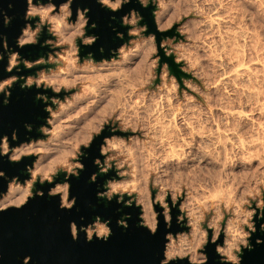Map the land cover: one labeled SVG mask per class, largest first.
Listing matches in <instances>:
<instances>
[{
	"label": "rangeland",
	"instance_id": "rangeland-1",
	"mask_svg": "<svg viewBox=\"0 0 264 264\" xmlns=\"http://www.w3.org/2000/svg\"><path fill=\"white\" fill-rule=\"evenodd\" d=\"M124 1L103 3L116 9ZM154 3L158 5L155 12L158 28L176 27L178 33L163 39L162 45L168 53L175 54L176 61L192 74L191 78L179 80L167 63L158 75L160 57L155 35L144 33L146 26L139 25L140 16L136 12L125 17V22L132 26V38L118 50L116 57L81 60L76 39L84 36L85 14L80 12L73 23L69 21V2L56 9L51 3L34 5L30 1L29 14L39 15L41 23H49L55 38L48 40L54 51L47 59L43 57L36 62L53 66L38 71L36 77L29 76L26 83L44 84L66 93L64 98H53L55 107H49L48 125L42 128L44 138L13 150L5 139L7 145L6 148L2 145V151L12 158L30 153L37 156L32 177L25 183L10 184L30 187L24 203L32 195L38 177L41 181L52 180L60 169L77 172L76 168L82 167L77 159L80 147L88 145L109 124L113 131L120 130L122 134H113L103 145L104 170L114 166L119 175V179L109 181L106 195L129 194L131 199L127 203L135 200L142 207L144 224L145 203L149 201L156 224L146 225L152 230L158 221L154 203L168 209L169 221L168 195L174 202L182 199L180 218L187 219L189 230L176 236L169 234L166 250L172 239L178 243V237L186 236L166 260L178 257L196 262L206 260L202 249L208 242L207 225L213 233L219 231L214 239L223 233L225 240L227 227L241 235L230 256L219 252L224 259L239 261L238 253L249 246V237L257 231V219L264 209V0H154ZM39 27L27 26L33 31L30 41H36ZM92 39L86 37L84 42ZM11 58L10 65H14L16 54ZM243 68L250 69L249 78L234 77ZM13 79L16 78L0 83V91ZM21 148L26 151L14 156ZM64 184L65 197L61 191H53L56 186L51 192L60 193L62 203L70 205L68 184ZM97 224L106 227L102 236L110 232L106 223L97 221L87 228L88 236L96 234ZM193 229L201 232L196 246L199 259L185 254L186 247L194 241Z\"/></svg>",
	"mask_w": 264,
	"mask_h": 264
},
{
	"label": "water",
	"instance_id": "water-1",
	"mask_svg": "<svg viewBox=\"0 0 264 264\" xmlns=\"http://www.w3.org/2000/svg\"><path fill=\"white\" fill-rule=\"evenodd\" d=\"M1 1V0H0ZM10 8L19 12L17 29L7 37L6 47L0 48V82L6 78H16L6 91L0 92V144L5 136L9 138V147L13 148L31 139L44 138L42 127L48 125L49 107H55L53 98H64L65 91H56L44 84H27L29 76H37L38 71L53 66L51 63H36L47 59L54 51L49 39L55 35L50 31L49 23H41L39 15L25 16L30 10V1L34 5L53 4L56 9L66 2L70 4L69 21L76 22L79 12L87 18L84 36L76 39L81 60L92 58L95 61L111 59L118 50L132 38L131 24L125 22L126 16L136 12L140 16L139 25L146 26V35L153 33L158 48V75L164 63L179 80L191 78L192 74L182 69V63L176 61L174 53H168L162 45L163 39L178 35L176 27L160 30L156 21L158 5L154 0L147 4L141 0H125L114 9L101 0H5ZM40 22L42 30L35 41L21 42L27 23L35 29ZM86 37L92 41L84 42ZM16 54V63L10 65V58ZM28 62L34 63L28 65ZM8 99V103L4 100ZM30 125L32 129L28 130ZM16 133L17 139L12 140ZM109 124L94 135L88 145L80 147L77 173L60 169L52 180L33 183L32 194L20 205L0 208V264H264V209L257 219V231L249 237V246L242 247L238 253L240 260L224 259L218 246L224 243V234L213 240V229L207 227L208 242L202 251L206 260L191 261L188 257L166 260V247L169 234L188 231L187 219L177 201L168 195L170 220L166 219L164 206L155 202L157 226L152 230L143 223L142 207L131 200L127 193L106 195L108 183L119 179L114 166L104 170L105 154L102 152L106 138L113 134ZM25 134H29L26 137ZM37 159L36 154H24L18 159L4 153L0 148V197L8 192L12 181L25 183L32 177L31 169ZM58 183L68 184V198L74 200L71 207L62 204L60 193L51 190ZM156 191L152 192L155 199ZM122 197L121 200L119 198ZM100 220L109 227L110 232L99 237L88 236L87 228ZM125 221V223H120ZM76 228L74 233L73 228Z\"/></svg>",
	"mask_w": 264,
	"mask_h": 264
},
{
	"label": "bare ground",
	"instance_id": "bare-ground-1",
	"mask_svg": "<svg viewBox=\"0 0 264 264\" xmlns=\"http://www.w3.org/2000/svg\"><path fill=\"white\" fill-rule=\"evenodd\" d=\"M102 2H108L109 0H101ZM36 12V10H35ZM81 12V11H80ZM79 12V13H80ZM84 14V13H83ZM47 14L44 15V19L46 18ZM85 16V15H84ZM86 18V16H85ZM52 19V18H51ZM44 21V20H43ZM214 21V20H213ZM86 22H87V18H86ZM59 22L57 21V26L56 28L59 30L60 27H59ZM86 25V23H85ZM55 27V26H54ZM76 30V29H75ZM58 34H61L62 35V31H58ZM21 41H30L33 39V31H31L30 29H25L24 30V33H23V36H21ZM60 41V40H58ZM239 53V52H238ZM132 54V53H130ZM129 54V55H130ZM211 55V54H210ZM127 56V55H126ZM125 56V57H126ZM13 59L14 57H12L11 59V63H13ZM218 60V59H217ZM75 61V60H74ZM239 62V60L237 61ZM262 65V64H261ZM230 66V65H229ZM242 66V65H241ZM248 66V65H247ZM246 66V67H247ZM264 66V65H262ZM235 67V66H234ZM239 67V65H238ZM237 69V67H236ZM235 69V70H236ZM250 69L249 68H243V69H240L238 71H236V75L234 77H238L240 76L241 79L244 80V78L248 77V75L250 76V72L249 71ZM227 71V70H226ZM221 73V72H220ZM229 75V74H228ZM230 77V76H229ZM239 78V79H240ZM249 78V77H248ZM227 80V79H226ZM232 81V80H231ZM233 82V81H232ZM255 88V87H254ZM258 103V102H257ZM230 111V110H229ZM239 111V110H238ZM238 111L236 112L238 115H240V113H238ZM234 113L235 111H232L230 112L231 113ZM240 112V111H239ZM232 113V114H233ZM175 114V113H174ZM229 114V113H228ZM231 114V115H232ZM234 115V114H233ZM229 117V116H228ZM242 123V122H241ZM220 138V137H219ZM107 139V138H106ZM242 140V139H241ZM256 141V140H255ZM242 144V143H241ZM245 144V143H243ZM6 145H7V142L4 140L3 142V146L6 148ZM248 145V144H247ZM242 147V146H241ZM247 147V146H246ZM31 149V148H29ZM28 149V150H29ZM26 151V149L24 148H21L19 150H16L14 152V156H18L20 155L21 152H24ZM103 151V150H102ZM258 153V152H257ZM226 154V153H225ZM22 155V154H21ZM249 156V155H248ZM210 163V162H209ZM223 169V168H222ZM262 180V179H261ZM30 191V187L27 186V187H23L21 185H18V186H15L13 184H10L9 186V191L8 193H6L2 198H0V208L1 207H6L7 205L9 204H21L23 201H24V198L28 195ZM54 192H62L63 193V196L65 197L66 196V192H67V185L66 184H57L56 187L53 189ZM210 193V192H209ZM211 197V196H210ZM206 198V197H205ZM149 204V201H146L145 203V211H144V218H145V223L148 225V226H152L154 227L155 224H156V218L154 216V212L151 210L150 206H148ZM164 214L166 216V219L169 218V213H168V209L165 208L164 209ZM191 222V220H190ZM99 226V228L96 230V234L100 237L102 236L105 231H106V227L103 225V224H97ZM97 227V226H96ZM75 229V228H74ZM218 230H215L214 231V238L217 236L218 234ZM228 232L230 233V236L228 237ZM89 234H91V232H89ZM225 234H226V238L224 240V245H221V246H218V251L226 256H230L231 253H232V248H233V245L236 243V241L241 237V235H237L234 233V230H232L231 228H228L225 230ZM186 236V235H185ZM184 235H182V237H178L179 238V242L177 243L175 240H171L170 242V247L167 248L166 250V257L167 259L171 258L172 255H173V252L177 249V246L180 242H182L184 240ZM193 238H194V241H195V245L193 246V242L192 241V245H190L189 247H186L185 249V254L188 253L191 255V258L192 259H199L201 257L200 254L197 253V250H196V246H197V242L201 239V232L198 230V229H193ZM213 238V239H214ZM175 239V238H174Z\"/></svg>",
	"mask_w": 264,
	"mask_h": 264
},
{
	"label": "flooded vegetation",
	"instance_id": "flooded-vegetation-1",
	"mask_svg": "<svg viewBox=\"0 0 264 264\" xmlns=\"http://www.w3.org/2000/svg\"><path fill=\"white\" fill-rule=\"evenodd\" d=\"M19 1L20 0H18L17 2V4L19 5ZM46 4H49V3H46ZM29 12H30V10L27 12V14H26V18L28 19L29 18V16H30V14H29ZM19 15V12L18 11H15L13 8H10L8 5H7V2L5 1V0H1L0 1V48H4V47H6V42H7V37L8 36H11L14 32H15V30L17 29V25H18V23H17V21H15V20H18V16ZM28 25H30L29 23H27V25L24 27V30L27 28V26ZM37 25L38 26H36V28H38L39 26V32L37 33V35L36 36H38V34H40V32H41V30H42V26H41V23L40 22H38L37 23ZM35 28V29H36ZM36 42V41H35ZM52 47V46H51ZM2 54V51H0V58H1V55ZM6 79H9V78H6ZM6 79H4V80H2L0 83H2L3 81H5ZM14 81V79L11 81V84H8L7 82L5 83V87H3V89H2V91H6V94L7 95H9L10 94V92H9V90L7 89L8 88V86H10V85H12V82ZM2 91H0V92H2ZM6 103H8L9 101H8V99L6 98L5 100H4ZM43 128V127H42ZM27 129L28 130H30V129H32L31 128V126L30 125H28L27 126ZM25 136L26 137H29V134H25ZM7 140L8 141V143H9V138L7 137V136H5L4 138H3V140H2V143L0 144V148L2 147V145H3V142H4V140ZM17 139V135H16V133H14L13 134V136H12V140H16ZM40 138H37V139H31L30 141H26V142H23V143H21L20 145H17V146H15V147H13V148H10V150H13V149H15L16 147H20L21 145H23V144H29V143H31L32 141H34V142H36V141H38ZM2 149V148H1ZM4 153H6V152H4ZM8 153V152H7ZM10 154V153H9ZM78 158V157H77ZM71 172H74V171H71ZM75 173H77V172H75ZM58 184H60V183H58ZM5 195V194H4ZM3 195V196H4ZM33 195V194H32ZM2 196V197H3ZM30 196V195H29ZM2 197H0V198H2ZM109 198H111V197H109ZM70 200V199H69ZM119 200H121L120 198H119ZM70 201H72V203L70 204V205H66V204H63L64 206H68V207H71L73 204H74V200L72 199V200H70ZM97 221H100L99 219L97 220ZM97 221H95L94 222V224H92V225H95L96 224V222ZM120 223H125V221H120Z\"/></svg>",
	"mask_w": 264,
	"mask_h": 264
},
{
	"label": "crops",
	"instance_id": "crops-1",
	"mask_svg": "<svg viewBox=\"0 0 264 264\" xmlns=\"http://www.w3.org/2000/svg\"><path fill=\"white\" fill-rule=\"evenodd\" d=\"M67 6V5H66ZM82 16V13L80 14V17ZM24 42V41H23ZM15 58V55L13 56ZM12 59V58H11Z\"/></svg>",
	"mask_w": 264,
	"mask_h": 264
}]
</instances>
